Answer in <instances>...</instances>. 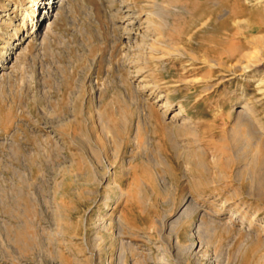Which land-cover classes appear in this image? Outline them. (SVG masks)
Instances as JSON below:
<instances>
[{"label":"rangeland","instance_id":"374dc122","mask_svg":"<svg viewBox=\"0 0 264 264\" xmlns=\"http://www.w3.org/2000/svg\"><path fill=\"white\" fill-rule=\"evenodd\" d=\"M59 1L0 0V264H264V1Z\"/></svg>","mask_w":264,"mask_h":264},{"label":"bare ground","instance_id":"6f19581e","mask_svg":"<svg viewBox=\"0 0 264 264\" xmlns=\"http://www.w3.org/2000/svg\"><path fill=\"white\" fill-rule=\"evenodd\" d=\"M264 0H259V2H263ZM60 1L59 0H41V2H39V4L37 5V11L41 14V12L43 13L41 16L39 15V17L37 16L36 20H34L32 22V25L30 27V30H34L33 32H37V29L40 28V24L48 22L49 19L52 17V13L53 10L56 8V6H58V3ZM41 22V23H40ZM24 23V22H23ZM28 23V22H27ZM49 25V23H48ZM46 26V25H45ZM27 27V25L25 26ZM147 30V29H146ZM147 32V31H146ZM26 33V32H25ZM31 34V33H30ZM144 33H142L143 35ZM147 35V34H146ZM29 36V35H28ZM31 36V35H30ZM145 36V35H144ZM143 37V36H142ZM146 37V36H145ZM22 37H15L13 39L12 46H16V43L18 44L19 41H21ZM25 39V38H24ZM144 40V39H143ZM239 115V114H238ZM176 117V115H175Z\"/></svg>","mask_w":264,"mask_h":264}]
</instances>
